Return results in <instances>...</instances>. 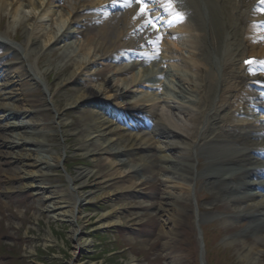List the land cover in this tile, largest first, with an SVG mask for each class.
<instances>
[{
    "label": "bare ground",
    "instance_id": "6f19581e",
    "mask_svg": "<svg viewBox=\"0 0 264 264\" xmlns=\"http://www.w3.org/2000/svg\"><path fill=\"white\" fill-rule=\"evenodd\" d=\"M255 1L192 0L196 7L191 15L193 27L174 17L171 27H166L167 33L161 28L165 50L162 59L168 61V66L159 72L166 74L172 68L174 74L169 82L175 85L171 87L177 92L168 86L163 88L164 96L157 97L156 114L159 115L158 118L154 115L153 128L140 119L142 128L130 125L136 129L130 131L124 128L128 123L122 117L133 115L122 116L120 109L105 104L103 106L112 113L101 115L99 99L124 102L129 104L128 109H133L130 105L145 99L138 95L130 99L132 89L144 88L145 83L155 87L162 83L149 81L154 74L149 67L136 74L139 62L128 59L122 66H116L112 58H106L122 47H131L135 40L143 45L147 42L144 37L151 39L155 32L141 30V20L134 19V13H111L113 4L106 0H65L67 11L56 10V15L52 7L56 2L60 4L59 0H0V9L8 11L11 7L12 22L22 27L23 34L22 41H10L11 45L18 46H12L17 51V61L0 67V146L7 148V155L20 165L17 171L6 170L4 174L7 182L26 179L28 182L22 189L44 194L40 199L44 202L41 210L58 223L71 226L70 237L75 244L72 264H87L89 256L78 257L96 247L93 231L116 229L124 219L133 220V217L121 216L133 206L124 202L115 204V201L134 192L143 195L138 188L149 183L150 175L145 176L144 171L149 162L154 165L149 173L160 175L164 188L148 195L155 200L150 206L148 201L134 205L146 206L145 211L137 212L138 218L147 216L151 208H157L163 210L167 220L173 221L178 214L180 221L190 218L192 225L196 220L201 223L205 214L202 218L196 212L191 197L193 188L203 181L205 186L201 184V188L209 192L203 199L212 196L203 206L228 203L233 211L230 218L244 217L249 221L238 235L227 236L231 238L229 243L251 236L252 244L242 252V258H249V264H258L264 256V197L259 198L256 189L251 190L247 185L250 174L264 171L261 166L247 169L251 163L264 165V125L259 123L264 120V103L255 95L253 99L259 104L253 106L258 113L251 116L255 108L249 106L245 96L250 91L240 85V82L259 78V73L263 72H257L256 64L250 66L251 69L242 68L245 59L264 56V22L260 21L264 15L252 10ZM106 2L108 4L101 7L106 16L99 15L101 8L93 6ZM187 2L191 6V1ZM207 12L212 15L211 24H207ZM50 18L56 19L55 28L48 29L44 40L40 41L39 32ZM66 24V29L61 30ZM5 38L8 37L0 32V46L4 45ZM63 39L65 42L74 39L77 44L70 40L62 58H48L49 43ZM73 46L76 47L72 49ZM73 55H78V61ZM57 61L61 62L60 66L56 65ZM101 63L105 66L97 76L102 78L94 84L90 71ZM51 75L56 76L55 83H51ZM80 83L85 87L77 89ZM72 87L76 88L73 93L64 96L62 105L58 103V92L63 89L69 92ZM40 89L43 94L38 96ZM88 102L92 103L93 112L78 117L77 121L65 119L67 111L80 110ZM241 104L247 112L245 118L234 113ZM16 116L27 120L19 123ZM71 136L77 142V148L72 150L74 156L85 159L74 172H69L64 163L72 148ZM49 137L57 138L54 146ZM234 143L248 145L244 147L248 151H240ZM152 150L158 151L157 154H141ZM239 166L247 171H241ZM55 169H63L67 178L62 187L51 183ZM118 182L122 184L112 187ZM105 202H111L112 207L101 215L83 210L85 204L106 208L108 205H102ZM91 216L97 217L96 222L91 221ZM227 220L223 218L224 222ZM188 225L185 224L182 231ZM86 226L93 231H87ZM161 232L165 235L163 229Z\"/></svg>",
    "mask_w": 264,
    "mask_h": 264
},
{
    "label": "rangeland",
    "instance_id": "374dc122",
    "mask_svg": "<svg viewBox=\"0 0 264 264\" xmlns=\"http://www.w3.org/2000/svg\"><path fill=\"white\" fill-rule=\"evenodd\" d=\"M56 10L60 12L66 10V7H58L56 3V7L55 4L52 7L54 15H56ZM13 17L14 13L12 11L8 12L7 10L0 9V28L7 31L9 35L17 41H22V27L19 24L14 25L16 22H12ZM55 21V18H50L47 21L48 25L46 28H44L42 32H39L40 36L38 38L40 41L44 40V34H46L48 29L55 28ZM67 41V43L63 41L55 43L53 47L51 44L52 42L49 43L51 49L47 51V57L50 59L54 57L62 58V53L70 45L69 40ZM7 54L8 51H5V55ZM12 58L13 56L11 59ZM73 59L78 61V56ZM6 61L9 60L6 59L4 62ZM43 61L45 62V59ZM60 64L61 62H56V65L60 66ZM69 70L70 68H68L66 73H68ZM94 71H96V69L92 70V72ZM94 74H96V72H94ZM93 76L94 83H96L98 79H101L96 75ZM49 78L51 83H55V75H51ZM81 87L84 86H79L77 89ZM74 89L76 88H70L69 92L65 91V89L59 91L56 96L57 102L62 105L64 96L73 93ZM36 94L40 96L43 94V91L40 89ZM134 95H137V91H135ZM90 109L91 108L85 106L80 110H69L65 114V119L69 121L74 119L77 121V118L81 117L82 113L84 114ZM26 120L24 119L23 121L26 122ZM48 140L53 146L54 143H57V138L52 139L49 137ZM74 140V136H71L69 145L72 146V148L64 161L69 168V172H74L75 167L83 165L82 161L85 160L83 157L77 156V158L82 160L79 161L74 159L75 156L72 150L77 148V142ZM6 152L7 150L5 149L3 155L7 154ZM153 167V163L149 162L144 169L145 176L150 175V179L148 180L149 183H146V192H150L151 190L149 191V189L159 190L161 188V181L159 180L160 175L149 173ZM18 169H20L19 163L7 157L0 158V264H72L71 259L73 258L75 244L70 237V233L73 231L71 226L67 223H58L55 219L49 218L46 212L41 210V206H44V202L41 203L40 200L44 198L43 194L37 195V191L32 189L23 190V186L28 182L26 179L18 178L10 183H6L4 171L15 172ZM50 180H52V184L62 187V185L66 184L67 178L63 173V169H55L51 173ZM117 184L122 183L118 182L112 187H115ZM5 190L11 193L4 195L3 192ZM52 190L55 189L52 188ZM196 191L198 196H200V200L198 197V204L202 209L201 205L204 203V195L201 194L206 190L201 189V186L198 185ZM194 196L193 194L192 199ZM134 197L137 198L138 194H135ZM124 198L127 197H123L122 199L121 197L117 198L116 201L114 200L115 204L122 202ZM9 200L11 201L9 202ZM128 201H130V199L125 200V202ZM102 205L108 206L102 208L100 205L92 206L85 204L83 210L93 213L92 215H101L112 207L111 202H105L102 203ZM195 207H197V205H195ZM151 212H153L151 216L147 215L143 217V219L134 226L130 225L129 220H127L128 218L124 219L123 226L128 225L129 227L119 228V233L118 230L113 228L93 231V228L86 226L87 231H93L92 235L96 247L93 248L92 252L88 251L87 255L79 256L78 254V259H81L82 256H84L82 259L89 256L90 259L87 258L88 261L86 259L87 264L95 262H100L102 264H131L133 263L132 260H134V262L136 261L134 264H249L251 261L249 258H242L244 255L242 252L245 251L248 245L252 244L253 238L251 236L248 238L245 237L243 240L229 243L227 237L228 235L230 237L238 235L239 232L249 225L247 220L238 219V221H228V223L217 220L200 223L199 227L202 228L204 234L202 235V239H204L203 241L207 245L205 247V253L203 254L204 258H202L200 256V236L197 226L190 224V218L180 221L177 218L178 214H176L173 221L169 219L168 221L164 216L163 210L158 209ZM218 212H225L218 213L219 216H228L231 214L230 208L227 209L225 206H223V208L219 206ZM156 214H158V216ZM200 214L202 217L201 212ZM121 216L125 218L130 215H127L125 212V215L122 213ZM91 217V221L96 222L97 217ZM140 224H142V227L139 226ZM185 224L189 225L186 230L182 231ZM162 229L165 235L161 234ZM109 230L110 232L108 233L107 240L97 239V235L106 234ZM173 233H175L176 236L173 235ZM169 252L174 257H171ZM258 264H264L263 255L258 260Z\"/></svg>",
    "mask_w": 264,
    "mask_h": 264
},
{
    "label": "snow or ice",
    "instance_id": "6c2138e0",
    "mask_svg": "<svg viewBox=\"0 0 264 264\" xmlns=\"http://www.w3.org/2000/svg\"><path fill=\"white\" fill-rule=\"evenodd\" d=\"M264 2V0H262ZM113 5L121 4L124 7H131L133 4L139 5V10L137 11L134 19H140L141 30L154 31L156 36L154 39H149L147 42L152 45L158 44L162 39L161 28L163 27L162 21L165 19L164 13H168L169 16H175L179 19H183V16L175 10L174 0H112ZM148 4H155L157 8H149ZM163 9L160 16L155 15V11ZM173 23L172 19H168V24L171 26ZM254 61H246V63L251 64ZM264 63V62H262ZM259 82V81H258ZM264 86V84H262Z\"/></svg>",
    "mask_w": 264,
    "mask_h": 264
}]
</instances>
